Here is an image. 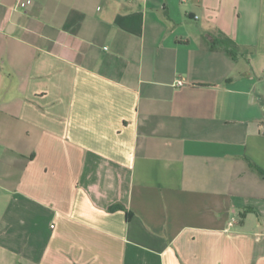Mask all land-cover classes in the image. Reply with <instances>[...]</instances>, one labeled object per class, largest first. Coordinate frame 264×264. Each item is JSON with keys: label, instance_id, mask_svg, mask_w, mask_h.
<instances>
[{"label": "crops", "instance_id": "0c3cea01", "mask_svg": "<svg viewBox=\"0 0 264 264\" xmlns=\"http://www.w3.org/2000/svg\"><path fill=\"white\" fill-rule=\"evenodd\" d=\"M256 167L264 0H0V264H264Z\"/></svg>", "mask_w": 264, "mask_h": 264}, {"label": "built area", "instance_id": "2783aa9c", "mask_svg": "<svg viewBox=\"0 0 264 264\" xmlns=\"http://www.w3.org/2000/svg\"><path fill=\"white\" fill-rule=\"evenodd\" d=\"M183 2L189 1V0H182ZM32 3V0H15V5L19 9H27ZM181 83V82H180Z\"/></svg>", "mask_w": 264, "mask_h": 264}, {"label": "trees", "instance_id": "16d2710c", "mask_svg": "<svg viewBox=\"0 0 264 264\" xmlns=\"http://www.w3.org/2000/svg\"><path fill=\"white\" fill-rule=\"evenodd\" d=\"M232 43H230V45H231ZM257 168V167H256ZM258 169V171H260L261 172V174H263L264 175V172L262 171V170H260L259 168H257Z\"/></svg>", "mask_w": 264, "mask_h": 264}]
</instances>
